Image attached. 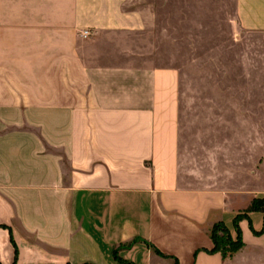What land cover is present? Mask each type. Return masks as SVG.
Here are the masks:
<instances>
[{
  "label": "crops",
  "instance_id": "crops-1",
  "mask_svg": "<svg viewBox=\"0 0 264 264\" xmlns=\"http://www.w3.org/2000/svg\"><path fill=\"white\" fill-rule=\"evenodd\" d=\"M0 264H264V0H0Z\"/></svg>",
  "mask_w": 264,
  "mask_h": 264
},
{
  "label": "rangeland",
  "instance_id": "rangeland-1",
  "mask_svg": "<svg viewBox=\"0 0 264 264\" xmlns=\"http://www.w3.org/2000/svg\"><path fill=\"white\" fill-rule=\"evenodd\" d=\"M223 26L224 23L222 22V27ZM203 39L204 43H202V38H190L189 53H187V55L183 54L182 57L183 89L184 92L189 95L191 104L189 108L192 110L189 117L186 118L190 132L194 130L196 126L197 117L195 110H197L198 107L197 103L202 102L206 95L213 92V82L216 78H214L213 69V67L216 66V63H214L215 60H213V46L218 45L226 49L231 43V38L225 34L221 35L218 40L215 37ZM203 49L204 52H202ZM229 56L228 52L222 51L220 58L221 69H225L228 66ZM178 63L181 64V61ZM224 73L227 74L228 69H225ZM220 87L218 86V92L219 88L223 91L224 87ZM204 102L207 103V101Z\"/></svg>",
  "mask_w": 264,
  "mask_h": 264
},
{
  "label": "trees",
  "instance_id": "trees-1",
  "mask_svg": "<svg viewBox=\"0 0 264 264\" xmlns=\"http://www.w3.org/2000/svg\"><path fill=\"white\" fill-rule=\"evenodd\" d=\"M261 207L255 201L251 210L260 209ZM247 213H240L235 218V226L237 228V236L233 238L229 229L223 222L214 225L211 234L215 247L212 251H221L224 256L238 251L243 246L241 232L239 230V220Z\"/></svg>",
  "mask_w": 264,
  "mask_h": 264
}]
</instances>
